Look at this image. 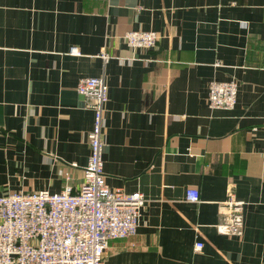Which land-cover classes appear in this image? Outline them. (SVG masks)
I'll return each instance as SVG.
<instances>
[{
	"label": "crops",
	"instance_id": "obj_1",
	"mask_svg": "<svg viewBox=\"0 0 264 264\" xmlns=\"http://www.w3.org/2000/svg\"><path fill=\"white\" fill-rule=\"evenodd\" d=\"M130 31L158 45L131 49ZM102 75L107 184L146 199L106 264H264V0H0V195L60 193L65 173L80 188L94 113L77 86ZM231 79L236 107L210 109Z\"/></svg>",
	"mask_w": 264,
	"mask_h": 264
},
{
	"label": "built area",
	"instance_id": "obj_2",
	"mask_svg": "<svg viewBox=\"0 0 264 264\" xmlns=\"http://www.w3.org/2000/svg\"><path fill=\"white\" fill-rule=\"evenodd\" d=\"M160 36L155 31H130L124 40L131 49H154ZM72 55H79L77 48ZM104 63L110 56L101 54ZM236 79L212 81L208 105L212 110H232L238 102ZM77 92L94 113L89 133L90 157L84 168V179L75 190L69 173L64 174L65 189L15 192L0 195V264H106L105 254L114 241L137 234L146 205L144 195L112 189L104 173V121L109 101V88L104 75L80 79ZM264 162V147H263ZM186 199L200 201V192L189 189ZM230 195L227 206L237 212V201ZM223 230L240 234L242 220L231 217ZM203 244L197 243L196 249Z\"/></svg>",
	"mask_w": 264,
	"mask_h": 264
}]
</instances>
